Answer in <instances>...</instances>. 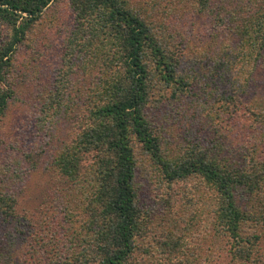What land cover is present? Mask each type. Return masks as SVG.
<instances>
[{"label": "trees", "instance_id": "trees-1", "mask_svg": "<svg viewBox=\"0 0 264 264\" xmlns=\"http://www.w3.org/2000/svg\"><path fill=\"white\" fill-rule=\"evenodd\" d=\"M23 89L41 138L7 181L48 152L59 216L15 221L1 173L0 264H264V0H0V128ZM192 105L212 139L173 151Z\"/></svg>", "mask_w": 264, "mask_h": 264}, {"label": "rangeland", "instance_id": "rangeland-1", "mask_svg": "<svg viewBox=\"0 0 264 264\" xmlns=\"http://www.w3.org/2000/svg\"><path fill=\"white\" fill-rule=\"evenodd\" d=\"M260 74H263V69L260 70ZM23 91L25 93L21 95V100L24 102L29 100V102L18 103L12 107L0 128V174H7V164L10 165L11 162L10 156L7 155V140H13L12 136L17 134L24 141L23 146L26 151H30L34 148L32 142H38L41 138V134L37 127L38 123H36L37 118L40 117L39 112L37 111V104L34 103V100L31 99V97L28 98V94L30 95L28 90L23 89ZM201 97L203 101L206 100L204 96ZM206 110L207 107L192 105L190 108L182 112L180 121L177 120L176 123L173 124V128L170 130L169 146L173 151L177 150L179 147L184 149L187 146L195 144V142L203 141V139H205L206 143L211 141V133L209 131H203L202 129L204 126L207 130L209 125L215 124V122L207 117ZM229 119V132L233 131L234 122H237L236 125H242L243 123L241 117L238 121H232V118ZM19 122L23 123L24 126H22V124L18 125ZM13 125L22 127H19L18 131H13ZM71 125L72 124L70 123H66L61 127L59 134L60 138H68L67 134L71 131ZM21 159L22 162L24 161L21 165L25 169L24 171L27 172V175L20 183L14 184H12L10 180L9 182L7 181L6 175L3 178L6 186L2 188L6 193L7 183H11V188H18L14 191L16 192L14 195H16L18 201L17 216H19L15 218V221L17 218L25 216L38 223L41 222L42 218L46 217L52 223L55 219H58L59 216L56 213L51 215L52 213L48 212L51 209H56V204L51 200V194L54 189H57L58 181V177L52 167V156L47 152L43 157L39 159L36 158L38 167L35 170L29 168L28 158L23 159V157H21ZM153 171L147 172L145 174V179L142 180V182L147 187H151V190L153 192L155 191V193L166 191L164 189L166 188L165 184H162L164 182L162 179L155 177ZM19 187L22 188L20 189ZM170 189H174V193H179L184 187L183 184H173ZM194 194L198 199L199 193L195 192ZM60 216L63 217V214ZM2 220L3 219L0 218V232L3 225L1 222ZM12 223L15 225V222ZM26 244H28V242L25 240L23 248H25ZM29 247L30 245L27 248Z\"/></svg>", "mask_w": 264, "mask_h": 264}]
</instances>
